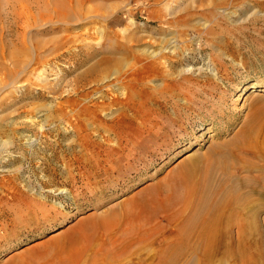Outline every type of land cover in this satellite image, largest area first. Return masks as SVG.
Returning <instances> with one entry per match:
<instances>
[{
  "label": "rangeland",
  "instance_id": "obj_1",
  "mask_svg": "<svg viewBox=\"0 0 264 264\" xmlns=\"http://www.w3.org/2000/svg\"><path fill=\"white\" fill-rule=\"evenodd\" d=\"M21 3L0 0V264H206L222 202L166 184L184 165L247 179L223 226L264 253V180L230 156L263 164L264 0ZM148 201L173 209L147 225Z\"/></svg>",
  "mask_w": 264,
  "mask_h": 264
},
{
  "label": "bare ground",
  "instance_id": "obj_2",
  "mask_svg": "<svg viewBox=\"0 0 264 264\" xmlns=\"http://www.w3.org/2000/svg\"><path fill=\"white\" fill-rule=\"evenodd\" d=\"M10 1V0H9ZM22 1L21 4H23V6L25 7V9H28L30 10V6L32 4H35V3H39L41 2L42 0H20ZM24 1V2H23ZM11 6V5H10ZM15 7V6H14ZM12 8V6H11ZM16 8V7H15ZM22 9V8H21ZM244 130V129H243ZM250 137V134L248 131H244L243 133H241L235 140H233V142L230 143V145H233L234 147H238V143L241 142L242 139H245L247 140L248 138ZM238 144V145H237ZM244 148L247 150H249V152L251 153V156H254V158H256L257 160L259 161H263V164L260 165V166H257V165H253V164H250V163H247V161L245 159H242L239 157V155H237L235 153V150H232L230 152V156L233 157L234 159H240V161L243 164V171L247 172V173H252L254 171H258L260 173V180H264V150L262 151L261 149L259 151H255L252 149V145H244ZM243 149V148H242ZM248 152V151H247ZM247 152H245L247 154ZM242 154V153H241ZM234 164V162H233ZM188 166L184 165L183 169L181 170V173L179 175V177L181 176V178H179L178 180H176L177 182L175 181H171L172 179L168 180V182H166V184L169 182L173 183L175 185V183H180L183 185L185 184L187 187L190 185L191 186V192H190V196L188 198H195L197 196V198L199 197V199L201 200L202 198V193L206 194V200L208 199L207 197L209 196V199L212 198V199H220V201L222 202L221 206H220V209H219V213H218V221H216L215 219V222L213 220V223L214 225L212 224L211 227H209L210 229H212V232H215L216 230H219V241L217 242V240H215V235L216 234H213L212 236V242L213 244L207 242V246L204 245V247H206V253L205 255H203L204 257L201 258L202 261H204L206 264H216V260L219 259L220 257V260L222 262H224V260L226 259H229V258H232V259H237V261L241 262L242 264H264V253H261V252H257V250H255L254 246H252V242L250 244H247L249 242H247V239H245V237H241L242 239H239L237 241H234V240H230V229H229V226H223V224L225 223L226 219L227 220H230L232 219V214L230 215H227L226 213L228 211H232L235 206H237V204H239L240 200H241V195L238 193V186L241 184L247 186L249 188V192L248 194H252V193H255L257 192L255 188H251L250 186H248L246 183L247 179H244L243 177L241 178L239 175L237 174H234V173H230L228 176H226L223 180H220L216 187L214 188L215 184H212V179L209 178V175L207 178H205L206 180H203V182L201 183V185L199 184V187H198V184H197V187H195L194 185V181H195V175H196V172H198V169L199 168H192V167H189L188 169ZM208 170V169H207ZM180 172V171H179ZM205 172V171H204ZM205 174V173H204ZM206 175V176H207ZM178 177V176H177ZM204 178V177H203ZM208 178H209V184H207L206 181H208ZM221 179V178H220ZM175 180V179H174ZM197 180V179H196ZM219 180V179H218ZM240 182V183H239ZM196 183V181H195ZM177 185V184H176ZM180 186V184H179ZM184 186V185H183ZM160 189V188H159ZM190 189V187H189ZM241 190V187L239 188ZM260 193V196L263 197L264 199V190L262 191H258ZM205 196V195H204ZM204 198V197H203ZM191 200V199H190ZM205 200V198L203 199ZM139 202V201H138ZM170 202V201H169ZM248 207L249 209L251 208V202L248 201ZM149 201L145 204L141 203L142 205V208L143 209L142 211L144 210H149V208H151L150 211V217L149 219L146 221L147 222V225L148 224H152L154 221H156L157 219V214L158 213H161V212H164L166 213L168 211H170L171 209V205L170 203H167V204H162L161 202L159 203V206L157 208H153L152 209V206L151 204H148ZM200 203V202H199ZM192 204V203H191ZM194 204V203H193ZM198 204V203H197ZM202 204V203H200ZM254 204V203H253ZM144 205V206H143ZM203 205V204H202ZM176 206V205H175ZM175 206H174V209H175ZM172 209H173V205H172ZM201 207L198 208V205H191V206H187L185 208V210L183 211H190V212H193V215L195 214H199L201 213ZM256 209V208H255ZM263 208L262 207H258L255 211V213L261 211ZM171 212V211H170ZM112 214V213H111ZM149 214V213H148ZM185 214V212L183 213V215ZM234 214V213H233ZM110 215V214H109ZM116 214L114 213V216ZM186 215V214H185ZM250 215V214H249ZM253 215V214H252ZM113 216V215H112ZM110 216V217H112ZM256 216H253L252 218H255ZM216 218V216H215ZM138 218H136L137 220ZM140 219V217H139ZM115 221V220H114ZM144 222H145V218H144ZM236 222V221H235ZM249 222V220H248ZM250 223V222H249ZM228 224V223H227ZM246 224V223H245ZM146 225V226H147ZM210 226V225H209ZM247 226V225H246ZM109 227H111V224H109ZM143 228V227H142ZM193 228H190L189 230H192ZM195 229V228H194ZM245 229V228H244ZM243 229V233H246L245 230L247 231V229L244 230ZM220 231L221 234H220ZM147 232V233H146ZM248 232V231H247ZM148 234V235H146ZM145 235L146 236H150L152 235L150 233V231H145ZM247 236V233L246 235ZM129 237V236H128ZM248 237V236H247ZM131 238V237H130ZM125 239V238H124ZM250 240V238H248ZM120 240V239H119ZM127 240V239H125ZM129 241L128 242H124L122 243L124 240L122 239L120 242V245L122 243V246L121 249H116L115 248H112V249H116L115 251L113 252H109L106 257L108 259H111V260H115L117 259V257L120 256V254L122 252H124L125 250L129 249V247L136 241L135 238L133 239H128ZM180 243V242H179ZM182 243H183V240H182ZM253 243H257V241L253 242ZM184 244H187L186 242H184ZM183 244V245H184ZM117 245V243H116ZM148 245V244H146ZM145 245V246H146ZM182 245V246H183ZM257 245V244H256ZM115 246V245H114ZM185 246V245H184ZM119 248V247H118ZM219 248H222L221 250H219ZM115 252V253H114ZM180 252V251H179ZM186 252V251H185ZM203 253H204V249H203ZM202 253V254H203ZM116 254V255H115ZM176 254H179L180 257L182 256L181 252L180 253H176ZM84 255H80L78 258H77V262H79L81 260V257H83ZM121 258V257H120ZM165 259V258H164ZM177 259V258H176ZM173 260V259H172ZM178 260H179V257H178ZM177 260V261H178ZM118 261V259H117ZM170 262H172L171 260H162V264H168ZM200 261V259H199ZM122 262V261H121ZM175 262V261H174ZM173 262V263H174ZM75 264H79V263H75ZM170 264V263H169Z\"/></svg>",
  "mask_w": 264,
  "mask_h": 264
}]
</instances>
